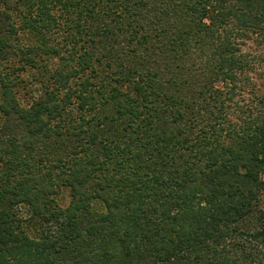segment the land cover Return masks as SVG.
<instances>
[{
    "label": "trees",
    "instance_id": "trees-1",
    "mask_svg": "<svg viewBox=\"0 0 264 264\" xmlns=\"http://www.w3.org/2000/svg\"><path fill=\"white\" fill-rule=\"evenodd\" d=\"M256 42L264 0H0V264H264Z\"/></svg>",
    "mask_w": 264,
    "mask_h": 264
},
{
    "label": "rangeland",
    "instance_id": "rangeland-1",
    "mask_svg": "<svg viewBox=\"0 0 264 264\" xmlns=\"http://www.w3.org/2000/svg\"><path fill=\"white\" fill-rule=\"evenodd\" d=\"M256 44H257V46H255V48H256L255 50H257L258 52L262 51L264 53V44L261 43L260 45H258L259 44L258 42H256ZM259 66L264 68V61L261 62V65H259ZM244 95H245L244 97H246V98H251V94L250 93L249 94H244ZM248 100H250V99H248ZM242 102H243V100H242ZM263 178H264V176H263ZM67 201H68V196H65L64 204Z\"/></svg>",
    "mask_w": 264,
    "mask_h": 264
}]
</instances>
